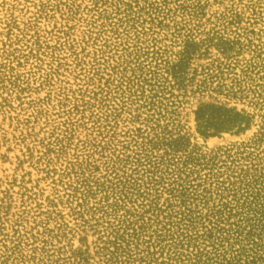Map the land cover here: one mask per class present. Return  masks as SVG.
<instances>
[{
	"label": "rangeland",
	"instance_id": "obj_1",
	"mask_svg": "<svg viewBox=\"0 0 264 264\" xmlns=\"http://www.w3.org/2000/svg\"><path fill=\"white\" fill-rule=\"evenodd\" d=\"M0 264H264V0H0Z\"/></svg>",
	"mask_w": 264,
	"mask_h": 264
}]
</instances>
